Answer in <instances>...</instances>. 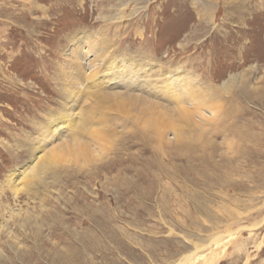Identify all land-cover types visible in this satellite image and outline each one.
Returning <instances> with one entry per match:
<instances>
[{
    "label": "rangeland",
    "instance_id": "374dc122",
    "mask_svg": "<svg viewBox=\"0 0 264 264\" xmlns=\"http://www.w3.org/2000/svg\"><path fill=\"white\" fill-rule=\"evenodd\" d=\"M111 61L153 65L152 94L103 81ZM187 80L218 95L198 108ZM117 93L189 106L205 137L182 152L167 126L164 153ZM63 115L81 125L47 135ZM73 139L91 156L70 157ZM35 146L63 160L36 169ZM0 264H264V0H0Z\"/></svg>",
    "mask_w": 264,
    "mask_h": 264
},
{
    "label": "bare ground",
    "instance_id": "6f19581e",
    "mask_svg": "<svg viewBox=\"0 0 264 264\" xmlns=\"http://www.w3.org/2000/svg\"><path fill=\"white\" fill-rule=\"evenodd\" d=\"M98 38V35L95 36V40ZM90 39H88V43L87 45H89L88 48H90L88 50V53L91 54L90 56H94L93 58L90 59V64L92 65V68H95L97 66V61L99 59V55L96 53V47L98 46L96 43H93V44H96V45H92L91 43H89ZM91 42V41H90ZM102 42L104 44H102ZM75 43V42H74ZM86 43V42H85ZM98 44H100V46L102 47L103 45H106V44H109L108 43V40H106L103 36L100 37L99 39V42ZM110 45V44H109ZM85 48V47H84ZM73 50H76L74 51L76 54H75V60L71 61L72 63V66L73 67H77L80 62V59L83 58L84 56V49L82 47H75V49ZM74 54V53H72ZM88 55V54H87ZM106 54H104L103 56H105ZM86 56V55H85ZM73 57V56H72ZM87 57V56H86ZM107 57V55H106ZM105 57V58H106ZM74 58V57H73ZM109 58V57H108ZM83 60V59H82ZM87 60V59H86ZM104 61V60H103ZM78 62V63H77ZM106 62V61H105ZM132 64V63H131ZM141 64V63H140ZM137 65L135 66H131V67H128L130 68L128 70L125 69V71H123L124 75L123 76H120L119 75V72L120 70L118 68H116V64H115V61H111L107 64L106 68H105V71L103 72V70L100 72H95L97 74H99L100 76H103V81L104 80H110L114 83V81L116 80H123L125 78H135V77H138L136 79H134V81H132L130 83L131 85V89H134V90H138L139 92L147 95V92H149V94H152V90L151 88L149 87V85L147 84V79H146V76L147 74H149L152 70V66L150 63H147V64H143V65ZM107 69V70H106ZM119 71V72H117ZM126 71H131V73H127ZM121 73V72H120ZM181 73V71H180ZM179 74H176V77L178 76L179 77ZM77 75H78V72H77ZM80 75V74H79ZM95 75V74H94ZM99 75H96V76H99ZM95 76V77H96ZM184 76V75H183ZM181 76V77H183ZM94 77V79H95ZM109 77V79H108ZM174 77V76H173ZM172 77V78H173ZM81 78V77H79ZM212 78V77H211ZM82 79H85V78H82ZM164 79V78H163ZM180 79V78H179ZM182 79V78H181ZM99 80V79H98ZM101 80V81H102ZM133 80V79H132ZM215 80V79H214ZM95 83H96V79L94 80ZM128 81V80H127ZM188 81V80H187ZM185 81L186 84L183 83L182 81V86L185 88V93L187 94L188 97H191L193 98L192 100H198L197 98H199V101L197 102V104L195 103V105L198 106H201L202 107V104L204 105L205 102H213L214 98H216V96L218 95V92L215 91L214 88H210L212 84H210L209 88H207V90L209 89L208 92H204L202 93H198V88L196 87V85H194L191 80L190 81ZM77 82V81H76ZM129 82V81H128ZM126 83V82H125ZM154 83V82H153ZM211 83V82H209ZM214 83V82H213ZM157 84V83H156ZM155 84V85H156ZM161 84V83H160ZM163 84V83H162ZM208 84V83H207ZM75 85V84H74ZM69 86L68 87V90L70 92H68L69 94V97H70V101L72 102H75L76 101V98L78 97V94H79V90L77 88V86ZM129 86V85H128ZM157 86V85H156ZM175 86V85H174ZM217 86V85H216ZM117 87V86H116ZM171 87V86H170ZM168 88V87H167ZM176 88V87H175ZM218 88V87H217ZM161 89V88H160ZM125 90V89H124ZM171 90V89H170ZM175 90V89H174ZM173 90V91H174ZM198 90V91H197ZM133 91V90H132ZM132 91H131V94H132ZM182 91V90H181ZM92 92V91H91ZM94 92V91H93ZM92 92V93H93ZM134 93V92H133ZM97 92L95 93L94 92V95H96ZM135 94V93H134ZM178 94V93H177ZM171 95V93H170ZM109 96V97H108ZM112 96V95H111ZM111 96L110 95H107L104 99H108L109 101L112 102L111 100ZM103 97V96H101ZM100 97V98H101ZM117 97V98H116ZM115 98H113L114 100V104L115 106L117 107L118 105L116 104H121V110L126 107V111L125 112H122L120 110V115L122 116H125L126 118L128 117V115L131 114L130 110H129V107L130 106H134V107H137V108H140L138 115H134V120L136 121H133L135 123V126L136 127H139L140 130H141V133H143L142 135V139H151V140H156L157 142L161 143L163 145L162 147V150L164 151V153H167V150L169 148H171V146L174 144H179L180 146V149L181 151L182 150H188L191 147L192 143H199L200 140H203V138L205 137V130L206 128L203 129V126H199L198 123H196L197 120H195V117H194V112H192L191 110L189 109H186V107H181L182 105H179L177 106L178 109H175V111H172V109L170 107H167L163 104H160V102H155V101H150V99L148 100V98H145L141 95H123L121 93V96H120V93H117V96ZM164 97V96H163ZM165 99V98H164ZM168 99H170L168 97ZM177 99V98H176ZM218 99V98H217ZM152 100V99H151ZM172 100V99H170ZM181 100V99H180ZM231 100V99H230ZM169 101V100H167ZM182 101V100H181ZM185 101V100H184ZM183 101V102H184ZM165 102V101H164ZM163 102V103H164ZM174 102V101H173ZM177 102V101H176ZM186 102V101H185ZM189 102V101H188ZM204 102V103H203ZM234 102V101H233ZM168 103V102H167ZM187 103V102H186ZM171 104V103H170ZM211 104V103H210ZM186 105V104H184ZM194 105V106H195ZM174 106V105H173ZM172 106V107H173ZM193 106V107H194ZM205 106V105H204ZM207 106V105H206ZM189 107V106H188ZM187 107V108H188ZM218 108V106H216ZM215 106L211 107L215 110L216 108ZM221 107V106H220ZM199 108V107H198ZM196 109V107H195ZM193 110V108H192ZM200 110V109H199ZM197 110V111H199ZM211 110V109H210ZM219 111V110H218ZM222 111V110H220ZM196 112V110H195ZM200 112V111H199ZM198 113V112H197ZM221 113V112H220ZM219 113V114H220ZM107 114V113H106ZM213 114V112H212ZM198 115V114H197ZM217 115V113H216ZM200 117V116H199ZM229 117V116H228ZM53 118V117H52ZM58 118V117H57ZM70 118V119H69ZM217 118V116L215 117ZM56 119V118H54ZM97 119V118H96ZM95 117H94V120H96ZM99 119V118H98ZM109 119V118H108ZM201 119V118H200ZM212 120V119H211ZM98 121V120H97ZM99 121H101L99 123ZM98 123L100 125H96V126H100L101 128L105 129L104 126H106L108 123H107V119L106 118H103V121L102 120H99ZM95 122V121H94ZM198 122V121H197ZM207 122V121H206ZM90 123V122H89ZM96 123V124H98ZM61 124H64L66 125V127H70V126H75V127H79L81 125V121L79 120H76V119H72L71 116L69 115H63V116H60L57 120H53L51 121V124L49 125V128L47 129V135L50 133V137H56L57 134L56 132L54 131V128L57 126V125H61ZM88 124V123H86ZM93 124V123H92ZM215 124V123H214ZM84 125V124H82ZM207 125V123H206ZM89 126V125H88ZM167 126H175L173 128V133L175 135V143L173 144V142H171L170 140L168 141L167 140V134H166V128ZM184 126V127H182ZM93 127H86L85 129L86 130H83L81 133H83V135H91L89 137H91L90 139L93 138V140H96V138H99V137H103L105 136L107 139L108 137H112L115 136V131H112V130H109V131H104V130H95L94 128L92 129ZM208 128V127H207ZM223 128V127H222ZM163 130V131H162ZM207 130V129H206ZM44 131V130H43ZM46 131V130H45ZM102 131V132H100ZM46 134V132H45ZM207 134V133H206ZM209 134V133H208ZM218 136V135H217ZM207 137V136H206ZM47 138H49V136H47ZM91 140V141H93ZM138 140V139H137ZM99 142V141H97ZM150 142V141H149ZM201 143V142H200ZM143 145V144H142ZM199 145V144H198ZM63 146L66 147L65 150H67V152L69 153L68 155L71 157L74 156L75 153H77L78 151L80 152H84L86 155H90L91 156V153H92V150L89 149V147L87 146L86 143H84L83 141L81 140H76V139H73V141H70V142H66L65 144H63ZM36 147V146H35ZM175 147V146H174ZM152 148V147H151ZM194 148V146H193ZM179 149V150H180ZM63 149L61 150H57V149H54L53 151H51L50 153L49 152H46L45 150H43V148L41 146L39 147H36L35 148V152L36 154H38L36 156V159L33 163V167L36 168V169H39V167L42 165H53L54 162H61L63 160V154H65L63 151ZM150 150V149H149ZM148 150V151H149ZM171 150V149H169ZM37 151H39V153H37ZM144 151V150H143ZM66 152V153H67ZM171 152V151H169ZM173 152V151H172ZM176 152V151H175ZM183 152V151H182ZM94 153V152H93ZM151 153V152H150ZM177 153V152H176ZM98 154H100V151L98 152ZM153 154V153H152ZM181 154V153H180ZM102 154H100L101 156ZM206 155V154H205ZM236 156V155H235ZM166 157V156H164ZM172 158V156H170ZM176 157V155H175ZM206 157V156H205ZM171 160V159H170ZM202 163V162H201ZM55 164V163H54ZM236 164V163H235ZM58 165V164H57ZM53 166H56L53 165ZM51 168V167H50ZM34 170V169H33ZM35 172V171H34ZM14 177V176H13ZM227 177V176H226ZM25 180L27 178H24ZM23 179V180H24ZM228 182V180H227Z\"/></svg>",
    "mask_w": 264,
    "mask_h": 264
}]
</instances>
